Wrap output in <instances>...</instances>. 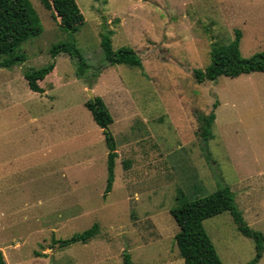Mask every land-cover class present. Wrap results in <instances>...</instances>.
Segmentation results:
<instances>
[{
    "label": "rangeland",
    "instance_id": "1",
    "mask_svg": "<svg viewBox=\"0 0 264 264\" xmlns=\"http://www.w3.org/2000/svg\"><path fill=\"white\" fill-rule=\"evenodd\" d=\"M30 2L42 33L18 49L24 62L0 67L5 264H124L126 256L129 264H185L170 211L181 194L192 201L223 187L264 234V72L200 84L193 76L237 30L244 58L264 51V0H76L85 22L73 34L41 0ZM108 31L113 51L133 49L141 68L107 61L100 41ZM61 43L74 45L88 69L66 53L53 58ZM53 62L39 81L44 92L31 91L26 70ZM90 91L114 118L118 157L108 194L109 150L86 107ZM94 224L86 244L61 247ZM203 225L223 264L255 257L254 241L229 212Z\"/></svg>",
    "mask_w": 264,
    "mask_h": 264
},
{
    "label": "trees",
    "instance_id": "2",
    "mask_svg": "<svg viewBox=\"0 0 264 264\" xmlns=\"http://www.w3.org/2000/svg\"><path fill=\"white\" fill-rule=\"evenodd\" d=\"M41 2L47 10L53 12L55 19H60V27L68 34L78 32L85 22V17L76 0H41ZM41 33L42 27L30 0H0V54L7 57L3 62H0V67L10 68L24 62L25 57L17 53L18 49L28 39L37 37ZM241 37V31L237 30L231 43L214 47L211 51L209 67L205 70L193 71L195 81L200 84L205 81H216L221 76L236 78L242 74L264 72V51L250 58H244L240 51ZM100 45L110 64L142 67V62L133 49L122 48L113 51L110 31L101 35ZM60 53H66L76 60L82 72L88 69L89 66L84 62L80 51L74 45L61 43L52 47L51 56L53 58ZM54 67L53 62L39 69L26 70L24 78L29 89L35 93H43L44 90L39 85V81H43L50 75ZM217 106V103L214 104V109ZM86 107L92 113L95 123L102 129L109 150L108 181L105 192L108 194L112 191L115 180V160L118 157L116 141L109 130V127L114 123V118L100 97L89 100ZM215 118L216 115L212 112L208 124L209 129ZM177 199H179V204L170 213L179 228L175 235V241L185 264H223L203 225L204 220L223 212H229L238 231L255 243L256 255L247 264H257L263 257L264 234L247 225L242 212L235 203L234 193L229 187L220 188L205 197L192 201H187L184 194H181ZM98 228V225L94 224L83 233L61 241V247H68L76 243L86 244L97 235ZM0 264H5L1 252ZM124 264H129L128 256H126Z\"/></svg>",
    "mask_w": 264,
    "mask_h": 264
},
{
    "label": "water",
    "instance_id": "3",
    "mask_svg": "<svg viewBox=\"0 0 264 264\" xmlns=\"http://www.w3.org/2000/svg\"><path fill=\"white\" fill-rule=\"evenodd\" d=\"M89 94H90V98L92 99V100H95V96L93 95V93L90 91L89 92Z\"/></svg>",
    "mask_w": 264,
    "mask_h": 264
},
{
    "label": "crops",
    "instance_id": "4",
    "mask_svg": "<svg viewBox=\"0 0 264 264\" xmlns=\"http://www.w3.org/2000/svg\"><path fill=\"white\" fill-rule=\"evenodd\" d=\"M263 155V154H262ZM255 157H257V158H259L260 156H257L256 154L254 155ZM259 160V159H258ZM259 162L262 164V165H264V163H262L260 160H259ZM5 260V259H4Z\"/></svg>",
    "mask_w": 264,
    "mask_h": 264
}]
</instances>
